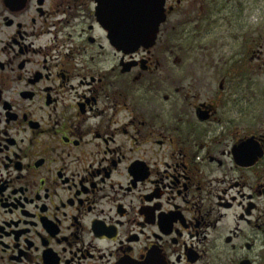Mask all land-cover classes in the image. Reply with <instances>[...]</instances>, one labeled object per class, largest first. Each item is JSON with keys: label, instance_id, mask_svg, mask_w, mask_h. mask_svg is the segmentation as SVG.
Returning a JSON list of instances; mask_svg holds the SVG:
<instances>
[{"label": "flooded vegetation", "instance_id": "obj_1", "mask_svg": "<svg viewBox=\"0 0 264 264\" xmlns=\"http://www.w3.org/2000/svg\"><path fill=\"white\" fill-rule=\"evenodd\" d=\"M115 15L0 0V264H264V126Z\"/></svg>", "mask_w": 264, "mask_h": 264}, {"label": "rangeland", "instance_id": "obj_2", "mask_svg": "<svg viewBox=\"0 0 264 264\" xmlns=\"http://www.w3.org/2000/svg\"><path fill=\"white\" fill-rule=\"evenodd\" d=\"M168 20L170 70L196 74L204 93L222 92V112L264 126V0H186Z\"/></svg>", "mask_w": 264, "mask_h": 264}, {"label": "water", "instance_id": "obj_3", "mask_svg": "<svg viewBox=\"0 0 264 264\" xmlns=\"http://www.w3.org/2000/svg\"><path fill=\"white\" fill-rule=\"evenodd\" d=\"M114 3L116 15L104 23L113 43L120 51L153 47L159 28L166 22L167 0H109Z\"/></svg>", "mask_w": 264, "mask_h": 264}]
</instances>
